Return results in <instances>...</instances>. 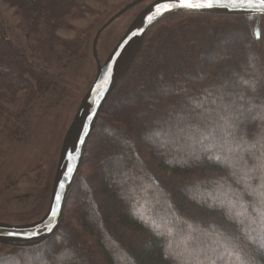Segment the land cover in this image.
I'll return each instance as SVG.
<instances>
[{
    "label": "trees",
    "instance_id": "16d2710c",
    "mask_svg": "<svg viewBox=\"0 0 264 264\" xmlns=\"http://www.w3.org/2000/svg\"><path fill=\"white\" fill-rule=\"evenodd\" d=\"M2 1L23 38L0 15V138L12 141L113 6ZM64 212L80 230L61 221L39 244L6 246L0 264H264V15L155 24L102 106Z\"/></svg>",
    "mask_w": 264,
    "mask_h": 264
},
{
    "label": "rangeland",
    "instance_id": "374dc122",
    "mask_svg": "<svg viewBox=\"0 0 264 264\" xmlns=\"http://www.w3.org/2000/svg\"><path fill=\"white\" fill-rule=\"evenodd\" d=\"M130 1L132 0H107L113 7L109 9L106 17ZM90 3L95 8L101 6L99 2ZM143 6L144 3H140L132 7L100 34L97 52L101 61L106 58ZM0 15L11 26L8 29L11 38L22 45L23 38L18 37V32L12 28L17 17L13 16L12 8L2 0ZM88 21L89 18H82L75 20L74 24L84 26ZM66 35L71 36L72 33ZM95 71L90 43L89 50L83 54L81 52L68 63L64 71L65 88L51 96L40 97L29 105L25 118H28L30 132L25 138L12 141L0 138V221L29 222L39 218L46 211L62 137ZM61 221L64 225L67 224L69 229L80 230L77 218L73 223L70 214L65 215L63 212ZM84 238L89 246L95 249L94 238L86 231ZM7 250L8 247L0 244V255Z\"/></svg>",
    "mask_w": 264,
    "mask_h": 264
},
{
    "label": "water",
    "instance_id": "95a60500",
    "mask_svg": "<svg viewBox=\"0 0 264 264\" xmlns=\"http://www.w3.org/2000/svg\"><path fill=\"white\" fill-rule=\"evenodd\" d=\"M173 2L174 0H132L110 15L96 29L91 42L96 71L62 137L47 209L42 216L29 222L0 221V244L10 247L32 246L49 239L56 232L68 193L102 106L138 56L146 35L155 24L174 13L264 15V8L256 6L255 3L251 7L240 3L234 6V0H220V4L212 8L189 9L171 7ZM140 3H144L143 8L133 17L106 58L101 61L97 52L100 34L122 14Z\"/></svg>",
    "mask_w": 264,
    "mask_h": 264
},
{
    "label": "snow or ice",
    "instance_id": "6c2138e0",
    "mask_svg": "<svg viewBox=\"0 0 264 264\" xmlns=\"http://www.w3.org/2000/svg\"><path fill=\"white\" fill-rule=\"evenodd\" d=\"M236 3H240L248 7L254 6L255 3L256 6L264 8V0H234V6ZM219 4H220V0H174V2L171 4V7L200 9V8H212ZM69 171H71V169H69ZM61 187H63V185H61ZM57 201H59V196H57Z\"/></svg>",
    "mask_w": 264,
    "mask_h": 264
}]
</instances>
